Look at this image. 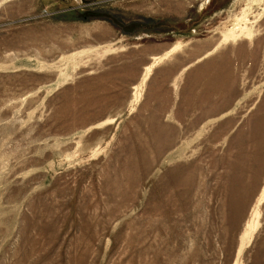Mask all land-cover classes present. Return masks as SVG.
I'll use <instances>...</instances> for the list:
<instances>
[{
	"label": "rangeland",
	"instance_id": "rangeland-1",
	"mask_svg": "<svg viewBox=\"0 0 264 264\" xmlns=\"http://www.w3.org/2000/svg\"><path fill=\"white\" fill-rule=\"evenodd\" d=\"M263 193L264 0H0V264H264Z\"/></svg>",
	"mask_w": 264,
	"mask_h": 264
},
{
	"label": "bare ground",
	"instance_id": "bare-ground-1",
	"mask_svg": "<svg viewBox=\"0 0 264 264\" xmlns=\"http://www.w3.org/2000/svg\"><path fill=\"white\" fill-rule=\"evenodd\" d=\"M234 34V33H233ZM155 65V64H154ZM152 69V66L150 65V66H148L147 67V73L150 71ZM151 72V71H150ZM149 74V73H148ZM147 78H148V76H147ZM144 80H145V78H144ZM143 80V81H144ZM264 200V193L261 195V197H260V201L259 202H261V201H263Z\"/></svg>",
	"mask_w": 264,
	"mask_h": 264
}]
</instances>
